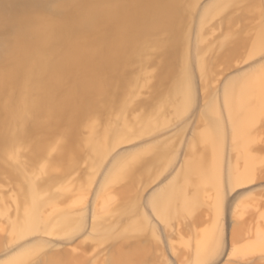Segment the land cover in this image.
Listing matches in <instances>:
<instances>
[{"label":"rangeland","instance_id":"1","mask_svg":"<svg viewBox=\"0 0 264 264\" xmlns=\"http://www.w3.org/2000/svg\"><path fill=\"white\" fill-rule=\"evenodd\" d=\"M132 1L0 0V264H264V0Z\"/></svg>","mask_w":264,"mask_h":264},{"label":"bare ground","instance_id":"2","mask_svg":"<svg viewBox=\"0 0 264 264\" xmlns=\"http://www.w3.org/2000/svg\"><path fill=\"white\" fill-rule=\"evenodd\" d=\"M135 1L136 0H133L132 1V4H134V5H132V6H134L135 8H136V11H141L142 9H141V7H137V6H135ZM86 8H89V6H87ZM120 11V10H119ZM146 11V10H145ZM113 14H115V13H113ZM119 14H121V13H119ZM108 15H110V14H107V16ZM118 16V15H117ZM122 19H124V18H122ZM129 21V20H128ZM66 26H67V24L65 23L64 25H57V26H55L54 28H52L51 29V31H50V33H51V36H54V35H58V34H60V33H63L65 30H66ZM23 41H25V40H23V38H21L20 39V43L21 44H19V48H21L20 50H22L23 49V51H25L26 50V48H27V43H23ZM22 45V47H20ZM104 49V47H102L99 43H96V44H94V46H93V50L94 51H96L97 53H99V54H101L102 53V50ZM64 52L62 53V54H60L59 55V57H57L56 59H54V60H47V61H45L44 63H42L41 65H40V68H41V74H51L52 75V78H56L57 77V75L59 74V73H61V72H63L64 70H70V71H74L77 67H79L83 62H84V57L83 56H81V48H80V46H78L75 42H73V41H69V42H67V48L65 49V50H63ZM20 52V51H19ZM103 63H105V62H103V61H101L100 60V63L97 65V67L98 68H102L103 67ZM261 77H263V76H261ZM81 80V79H80ZM83 80V79H82ZM98 79H95V81H97ZM100 81H101V83H102V80H98V82H99V84L98 85H100L101 87H102V85H101V83H100ZM79 82V81H78ZM81 82V81H80ZM79 82V84H78V86H79V93H78V91H77V93L80 95L79 97L80 98H82V101L84 100V101H86V100H88L89 99V94H90V91H92V89H94V88H92L93 86H95L96 84H94V85H92V84H89V83H87L86 81L85 82H81L80 83ZM254 83L256 82V80L255 81H253ZM76 83V82H75ZM73 84V86L75 87V85L76 84ZM98 85H96L95 86V88L97 89V86ZM247 86V85H246ZM99 88V87H98ZM251 89V90H255L256 91V93L255 94H257V95H259L257 98H260V96H262V94H263V91H264V83H263V79L261 78V79H258V81L255 83V84H251L250 86H248V88H246V89H241V90H239L240 91V96H241V101H245V98L246 99H248L247 98V96H248V92H249V90L248 89ZM48 91V90H47ZM49 91H51V90H49ZM44 94H47V93H44ZM43 94V95H44ZM54 94V93H53ZM77 94V95H78ZM254 94V93H253ZM261 94V95H260ZM76 95V94H75ZM252 95V94H251ZM250 95V96H251ZM252 96H254V98H256L255 97V95H252ZM251 96V97H252ZM47 97L48 98V100H46L45 98ZM71 97V96H70ZM73 97V96H72ZM229 97H231V96H229ZM64 98H65V96H64ZM239 98V97H238ZM237 98V99H238ZM256 98V99H257ZM59 99V101H57L58 102V104L57 105H59L60 103H61V100H60V98H57V100ZM230 99V98H229ZM263 99V98H262ZM50 100H52V94H51V92H48V95H45V96H43V98L41 99V100H38V101H35V106L36 107H39V110H40V107L41 106H43V104H44V106L43 107H45L46 105H45V103H48V107H47V109L48 108H55L54 110L53 109H51L52 110V112L53 111H56V108L57 109H60V105L58 106V107H56V106H52L51 104H50ZM56 99H54V101H55ZM67 102H68V100L67 99H65ZM238 100H240V99H238ZM249 100H250V98H249ZM248 100V101H249ZM259 100V99H258ZM47 101V102H46ZM54 101L52 102V103H54ZM66 101H65V103H66ZM74 101V100H73ZM229 101V100H228ZM56 102V101H55ZM60 102V103H59ZM63 102V101H62ZM65 103H61V105L63 104H65ZM69 104V103H68ZM55 105V104H54ZM62 105V106H63ZM66 105V104H65ZM50 106H52V107H50ZM35 107V108H36ZM240 108H242L241 106H239ZM43 109V108H42ZM38 110V109H37ZM50 110V111H51ZM61 111V109L58 111L57 110V112H53L54 114L55 113H57V114H59V112ZM52 113V114H53ZM63 113H64V111H63ZM63 113H61V115L63 114ZM231 113H232V110H231ZM243 113H245V112H243ZM262 113V112H261ZM233 114V113H232ZM244 115V114H243ZM255 115V113H253L252 112V110L250 109V108H247L246 109V114H245V117L244 118H246L245 119V121L247 122V123H245V124H248V122L250 121V122H252V118H253V116ZM56 116V114L54 115V117ZM63 116V115H62ZM64 116H66V117H60V114H59V117L60 118H58V119H61L60 121H66V120H68V121H70L69 119L70 118H68V116L65 114ZM54 117H51L52 119H54V120H56V118H54ZM58 117V116H57ZM233 118V117H232ZM231 118V119H232ZM258 118V117H257ZM235 119H237V118H235ZM51 120V119H50ZM233 120V119H232ZM240 120V119H239ZM242 121L244 120L243 118L241 119ZM240 120V121H241ZM59 121V120H58ZM234 121V120H233ZM232 121V122H233ZM239 121V122H240ZM237 122H238V119H237ZM234 124V123H233ZM72 126V125H71ZM239 126V128L241 127L240 125H238ZM244 128H246V127H244ZM235 134H236V132H234ZM1 134V133H0ZM237 135V134H236ZM5 136V134H1L0 135V139H2L3 137ZM240 138V137H239ZM247 141V140H246ZM245 142V141H244ZM38 151H40V149H41V146L40 145H36V147H35ZM65 153H66V149H63L59 154L60 155H62V156H64L65 155ZM248 161H250V160H248ZM247 166H248V164H247ZM209 169H210V164H207L206 162H205V160H202V159H199V160H193V161H191V162H189V163H187V165H186V170L188 171V172H196V173H198L199 174V176L200 177H203V176H205V175H207L208 174V172H209ZM211 169H212V172H213V177L216 179V177L218 176V173L220 172V168H219V165H218V163H217V161L216 162H214V164H212V166H211ZM240 176H236V177H234V178H232V181L233 182H236V183H241V182H243V180H242V177H241V173L239 174ZM34 212V211H33ZM25 225H26V228H27V230L28 231H37L38 230V228H39V220L37 219V217H36V215H35V213H31L28 217H27V220H26V223H25ZM69 230V229H68ZM70 231V230H69ZM70 233H71V231H70ZM72 234V233H71ZM202 248V245L200 246V248H199V250H202L201 249ZM67 251H69V250H65V252H64V254H67ZM198 253V252H197ZM201 253V252H200ZM165 256H166V254H165ZM200 259V258H199Z\"/></svg>","mask_w":264,"mask_h":264}]
</instances>
